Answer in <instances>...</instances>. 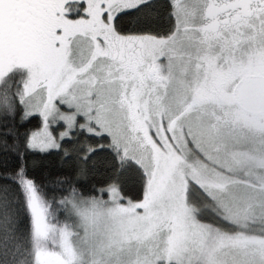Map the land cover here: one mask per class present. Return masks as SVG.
I'll list each match as a JSON object with an SVG mask.
<instances>
[{
    "label": "snow or ice",
    "instance_id": "1",
    "mask_svg": "<svg viewBox=\"0 0 264 264\" xmlns=\"http://www.w3.org/2000/svg\"><path fill=\"white\" fill-rule=\"evenodd\" d=\"M0 264H264V0H0Z\"/></svg>",
    "mask_w": 264,
    "mask_h": 264
}]
</instances>
